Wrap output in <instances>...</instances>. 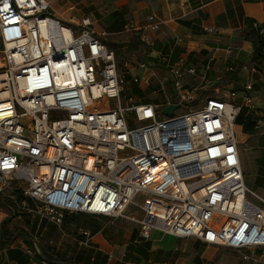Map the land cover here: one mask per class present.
Instances as JSON below:
<instances>
[{
    "label": "built area",
    "instance_id": "1",
    "mask_svg": "<svg viewBox=\"0 0 264 264\" xmlns=\"http://www.w3.org/2000/svg\"><path fill=\"white\" fill-rule=\"evenodd\" d=\"M146 20L143 33L163 24ZM252 30L264 53V23ZM116 64L87 17L64 23L48 0H0V205L56 226L76 215L124 220L140 240L156 230L260 251L245 258L264 264V199L244 184L234 131L252 87L241 103L236 93L198 97L196 70L163 59L175 96L135 105ZM80 233L87 245L90 232Z\"/></svg>",
    "mask_w": 264,
    "mask_h": 264
},
{
    "label": "crops",
    "instance_id": "2",
    "mask_svg": "<svg viewBox=\"0 0 264 264\" xmlns=\"http://www.w3.org/2000/svg\"><path fill=\"white\" fill-rule=\"evenodd\" d=\"M48 1L61 22L90 20L114 52L117 69L127 83L125 94L135 105L161 104L175 96L163 59L196 70L190 83L198 87V97L236 93L241 103L244 88L250 85L251 104L242 106L234 131L242 172L249 169L258 178L250 190L264 192V53L252 30L253 23H264V0ZM150 15L163 24L156 32L143 33ZM143 36L153 46L146 45ZM140 64L145 68H138ZM132 76L145 77L148 84H132ZM159 88L162 92L154 94ZM87 217L82 224L67 218L56 226L27 212L11 215L2 205L0 264H30L28 252L36 260L59 264H252L232 259L223 252L227 248L206 247L195 239H178L156 230L150 239L140 240L134 223ZM81 230L91 234L87 245L77 243Z\"/></svg>",
    "mask_w": 264,
    "mask_h": 264
},
{
    "label": "rangeland",
    "instance_id": "3",
    "mask_svg": "<svg viewBox=\"0 0 264 264\" xmlns=\"http://www.w3.org/2000/svg\"><path fill=\"white\" fill-rule=\"evenodd\" d=\"M121 63H122V60H121ZM121 67H122V64H121ZM158 96L159 95H156L154 97H158ZM240 148H245V146L244 145H242V146L240 145ZM243 171H245V170H243ZM244 179H245L246 187L249 188V189H250V187L252 188L253 184H254V187H255V185L258 182V178L254 177L253 172H251V170H249V169L248 170L246 169V171L244 173ZM254 187H253V189H254ZM256 192H255L256 194H259L262 198H264V192H261V191H256ZM0 208H2V205H0ZM132 210H133L132 207H130L128 209L129 212H132ZM67 218H71V219L68 220L69 222H76V223H81V224H82L83 221L88 219V217L86 215L66 216L63 219V223H64V221ZM223 252H227L231 256L232 259H236L237 261H243V262H246V263L248 261L250 263V261L246 260V258H245V257H250V254H247V253H235L234 251H230V250H227V249H223Z\"/></svg>",
    "mask_w": 264,
    "mask_h": 264
},
{
    "label": "water",
    "instance_id": "4",
    "mask_svg": "<svg viewBox=\"0 0 264 264\" xmlns=\"http://www.w3.org/2000/svg\"><path fill=\"white\" fill-rule=\"evenodd\" d=\"M174 109H176V105H171L168 106L167 108H165L163 111V114L165 116H171L172 112L174 111Z\"/></svg>",
    "mask_w": 264,
    "mask_h": 264
},
{
    "label": "trees",
    "instance_id": "5",
    "mask_svg": "<svg viewBox=\"0 0 264 264\" xmlns=\"http://www.w3.org/2000/svg\"><path fill=\"white\" fill-rule=\"evenodd\" d=\"M254 32V31H253ZM255 33V32H254ZM256 35V34H255ZM257 36V35H256ZM259 45H260V41H259ZM260 48H261V45H260Z\"/></svg>",
    "mask_w": 264,
    "mask_h": 264
}]
</instances>
